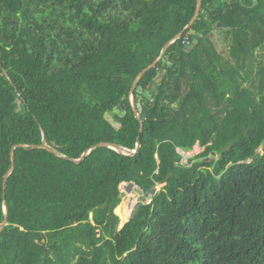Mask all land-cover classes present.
<instances>
[{
	"label": "trees",
	"instance_id": "trees-1",
	"mask_svg": "<svg viewBox=\"0 0 264 264\" xmlns=\"http://www.w3.org/2000/svg\"><path fill=\"white\" fill-rule=\"evenodd\" d=\"M196 4L0 0V264H264V0Z\"/></svg>",
	"mask_w": 264,
	"mask_h": 264
},
{
	"label": "water",
	"instance_id": "water-1",
	"mask_svg": "<svg viewBox=\"0 0 264 264\" xmlns=\"http://www.w3.org/2000/svg\"><path fill=\"white\" fill-rule=\"evenodd\" d=\"M196 3H197V4H196V9H195L194 16H193L191 22L189 23V25L186 27V30L190 29L191 25L197 20L199 14H200V10H201V0H196ZM184 33H185V30L182 31V32H180V33H179V34H178L173 40L169 41V42L164 46V48H163V50L161 51L159 57H158V58H157V59H156L151 65H149L147 68H145L144 70H142V71L138 74V76L136 77V79H135V81H134V83H133V85H132V87H131V91H130L131 94H133V92H134V90H135V88H136L138 82L140 81L141 77H142L147 71H149L150 69L156 67L157 63L160 62V61L164 58V56H165V54H166V51H167L168 47L173 43V41L180 39V38L183 36ZM131 103H132V106H133L134 114H135L136 117H138V112H137V110H136L135 107H134V98H133V97H131ZM17 147H22V146L19 145V146H17ZM32 148H33V149H45V150H48L49 152L55 154L56 156H58L57 152H56L52 147H50V146L46 143V140H45V139H43V142H42L41 145H39V146H33ZM97 148H110V149H113V150H115V151H117V152L121 151V148H120L119 146H117V145H114V144H111V143H98V144L92 146L90 149L86 150V151L81 155V157H80L78 160H72V161H73L74 163H80L83 159H85V158L90 154V152H91L92 150L97 149ZM139 148H140V144L137 143V145H136V149H135L134 151H132V152H126V153H127V155H130V156H131V155H135V154L137 153V151H138ZM14 149H15V148H13L12 153H11L12 165H11V168L9 169V171H8V172L6 173V175H5L4 183H3V185H4V188H3V189H5V182H6V179L8 178L10 172H11V171L13 170V168H14ZM6 220H7V217H5V219H4L3 223H2L1 229L5 226V224H6ZM0 231H1V230H0Z\"/></svg>",
	"mask_w": 264,
	"mask_h": 264
},
{
	"label": "rangeland",
	"instance_id": "rangeland-1",
	"mask_svg": "<svg viewBox=\"0 0 264 264\" xmlns=\"http://www.w3.org/2000/svg\"><path fill=\"white\" fill-rule=\"evenodd\" d=\"M213 41L218 49L225 47V44H223L220 36L218 35L214 36ZM258 152H261V150H259ZM198 153H200V151L197 153H193L191 157H193ZM182 155H183L182 163L187 164L188 158L191 157H188L187 154H182ZM157 189H159V187ZM120 191L122 192V202L116 208L115 213L119 216L120 225H122L123 223L128 221L133 211V208L136 206V204H138V202L142 200V196L139 194L138 191H136V189L128 188V186L126 187L124 185H121Z\"/></svg>",
	"mask_w": 264,
	"mask_h": 264
},
{
	"label": "built area",
	"instance_id": "built-area-1",
	"mask_svg": "<svg viewBox=\"0 0 264 264\" xmlns=\"http://www.w3.org/2000/svg\"><path fill=\"white\" fill-rule=\"evenodd\" d=\"M184 36V37H183ZM183 39H182V41H181V44L183 45V46H188L189 45V34H186V35H184L183 34ZM201 149L199 148V146L198 145H196L195 147H194V149H193V151H191V152H187V153H185V154H187V156L188 157H191L192 155H193V153H197V152H199ZM189 159V158H188Z\"/></svg>",
	"mask_w": 264,
	"mask_h": 264
},
{
	"label": "crops",
	"instance_id": "crops-1",
	"mask_svg": "<svg viewBox=\"0 0 264 264\" xmlns=\"http://www.w3.org/2000/svg\"><path fill=\"white\" fill-rule=\"evenodd\" d=\"M220 49H221V48H220ZM224 53H228V51H227V50H225V51H224Z\"/></svg>",
	"mask_w": 264,
	"mask_h": 264
}]
</instances>
